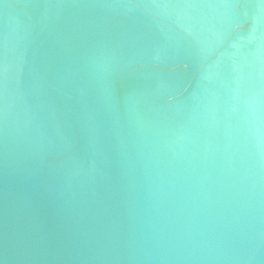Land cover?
<instances>
[{
    "label": "water",
    "instance_id": "water-1",
    "mask_svg": "<svg viewBox=\"0 0 264 264\" xmlns=\"http://www.w3.org/2000/svg\"><path fill=\"white\" fill-rule=\"evenodd\" d=\"M0 264H264V0H0Z\"/></svg>",
    "mask_w": 264,
    "mask_h": 264
}]
</instances>
